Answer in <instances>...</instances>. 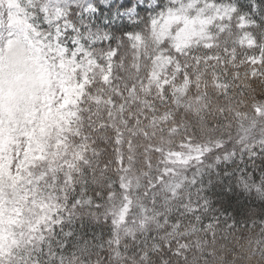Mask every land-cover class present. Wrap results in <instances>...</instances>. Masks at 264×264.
I'll return each instance as SVG.
<instances>
[{"label": "rangeland", "instance_id": "rangeland-1", "mask_svg": "<svg viewBox=\"0 0 264 264\" xmlns=\"http://www.w3.org/2000/svg\"><path fill=\"white\" fill-rule=\"evenodd\" d=\"M238 1L246 0H130L121 9L124 0H115L114 9L93 19L92 4L101 7L113 0H0V264L67 261L64 250L72 233L51 232L70 217L57 200L90 166L104 130L119 132L134 119L144 129L136 135L147 136L165 120L158 115L166 101L202 111L199 97H188L190 87L201 82L185 72L192 65L180 63V56L220 46L224 59L246 50L240 65L263 77L262 89L250 101L248 123L233 142L193 147L181 176L168 181L161 194L175 198L217 165H244L254 155L264 142L263 45L253 34L255 16L240 12ZM217 57L200 58L197 71L199 64L214 67L209 62ZM116 59L125 68L119 69ZM214 84L227 88L219 78ZM240 175L246 190L261 193L250 174ZM142 186L139 180L134 191ZM143 194H134L135 201L139 198L135 204L120 203V221L128 212L135 222L158 216L157 205L145 202L157 201V193ZM76 202L90 206V196ZM261 235L253 239L251 255L264 252Z\"/></svg>", "mask_w": 264, "mask_h": 264}, {"label": "trees", "instance_id": "trees-1", "mask_svg": "<svg viewBox=\"0 0 264 264\" xmlns=\"http://www.w3.org/2000/svg\"><path fill=\"white\" fill-rule=\"evenodd\" d=\"M237 6L240 12L255 16L253 34L263 45L264 57V0L238 1ZM219 47L178 58L195 68L185 72L201 82H194L199 86H191L188 95L190 100L199 97L200 113L162 102L158 116L165 120L149 129L147 136L136 135L144 129L139 121L128 119L119 132L104 130L90 166L81 169L83 162L77 163L79 181L57 200L70 221L51 228V232L72 233L64 250V264H264V252L251 255L253 239L261 234L264 239V142L244 165H217L196 185H185L175 198L161 194L168 181L181 176L179 169L189 160L193 147L233 142L229 140L248 123L244 118L252 107L250 101L262 89L263 77L251 75L249 65L246 69L240 65L248 51L236 50L223 59ZM206 55L219 58L209 62L214 65L211 69L197 65L198 72L196 63ZM115 62L119 69L125 68L117 59ZM216 78L226 82L227 88H216ZM163 97L169 99L165 93ZM240 114L241 119L237 118ZM141 119L148 124L147 119ZM242 173L257 181L261 193L241 185ZM139 180L143 186L134 191ZM150 190L157 193L158 200L145 202L157 205L158 216L135 222L128 212L124 222L120 221V203L135 204L139 199L135 201V195ZM86 195L90 206L79 205L78 197ZM128 228H132L130 233Z\"/></svg>", "mask_w": 264, "mask_h": 264}, {"label": "snow or ice", "instance_id": "snow-or-ice-1", "mask_svg": "<svg viewBox=\"0 0 264 264\" xmlns=\"http://www.w3.org/2000/svg\"><path fill=\"white\" fill-rule=\"evenodd\" d=\"M130 0H124V3L119 5L121 9L128 8ZM116 2L113 0V3L104 5L101 7H97L95 4H92L91 7H89L88 11L92 13L93 19H95L96 16L102 15L104 12L111 11L116 7ZM257 181L254 179L253 183H256ZM250 191H254V189H250Z\"/></svg>", "mask_w": 264, "mask_h": 264}]
</instances>
